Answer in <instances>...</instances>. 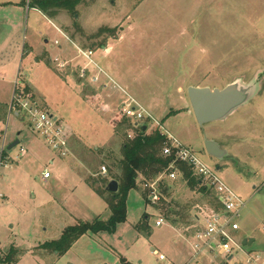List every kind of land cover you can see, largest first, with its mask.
<instances>
[{
	"label": "rangeland",
	"instance_id": "1",
	"mask_svg": "<svg viewBox=\"0 0 264 264\" xmlns=\"http://www.w3.org/2000/svg\"><path fill=\"white\" fill-rule=\"evenodd\" d=\"M32 17L27 9L26 26L17 35L19 51L0 68V119L9 116L6 105L17 79L29 81L42 92L34 95L40 105L46 108L48 101L49 111L66 125L71 152L62 157L30 129L27 119L10 116L8 140L19 138L27 153L3 169L0 179L5 196L0 202V264H124L123 258L132 264H165L159 253L172 264H185L193 255L190 241L199 223L195 216L199 206L215 199L190 189L180 176L167 179L171 186L165 202L153 203L141 186L132 190L127 220L114 232L83 235L64 255L42 246L79 220L110 217L108 203L86 180H102L116 171L111 158L120 156L125 133L133 135L131 129L115 130L110 122L121 116L126 94L163 125L161 131L195 150L245 201L235 237L240 242L254 239L246 248L264 252V0H84L76 13L56 16V25L68 38L42 15ZM5 28L0 24L3 58L12 56ZM74 42L94 50L96 63L90 62L86 71L100 73L109 96L84 91V83L81 89L72 87L78 74L65 71L69 62L64 58L78 52ZM25 44L47 48L51 56L61 53L60 58L50 63L47 54H22ZM107 44L113 49L109 56L101 48ZM86 60L82 55L78 61L83 66ZM237 80L251 84L250 100L227 118L200 125L188 87L222 88ZM149 128L157 129L153 123ZM207 140L216 141L225 155H210ZM102 166L107 174L101 173ZM45 168L52 174L47 181L42 180ZM143 215L149 217L151 235L134 227ZM160 216L166 223L156 226ZM10 253L12 262L1 261ZM200 261L241 264L217 253L202 254L193 264Z\"/></svg>",
	"mask_w": 264,
	"mask_h": 264
},
{
	"label": "built area",
	"instance_id": "2",
	"mask_svg": "<svg viewBox=\"0 0 264 264\" xmlns=\"http://www.w3.org/2000/svg\"><path fill=\"white\" fill-rule=\"evenodd\" d=\"M81 53L93 62L92 50H81ZM55 60H59V58L56 57ZM126 95L120 113L130 119L137 127L145 124L149 127L153 123L166 136L164 155L175 154L180 160L188 163L193 172L200 177L201 184L216 195L215 205L206 202L204 206H199L201 212L195 216L199 223L190 241L194 253L185 264H193L199 256L208 253H217L219 257L229 262L236 259L241 264H264V252L247 249L246 245L238 241L234 234L239 229L237 219L246 205L245 201L222 182L214 168L210 167L195 150L184 145L172 134L161 131L163 125L136 98ZM8 113L9 116L5 120L0 119V179L3 175V169L19 163L27 153V148L20 140L18 144L9 148V145L14 141L8 140L11 115H15L21 120L27 119L30 129L41 135L45 142L62 157L70 154L68 129L62 119L45 110L37 99L28 93L23 85L19 84L18 80L12 100L8 105ZM15 147H19V149L16 153H12V149ZM172 167L168 176L172 179L177 178L179 171L174 168L173 164ZM101 173H107L106 166H102ZM51 176L50 170L45 168L42 172V180L47 181ZM161 177L144 183L149 199L155 204L161 200ZM3 198L4 195L0 191V202ZM164 223L166 221L161 216L155 221L156 226H162ZM159 259L167 260L165 264H172L164 253H159Z\"/></svg>",
	"mask_w": 264,
	"mask_h": 264
},
{
	"label": "trees",
	"instance_id": "3",
	"mask_svg": "<svg viewBox=\"0 0 264 264\" xmlns=\"http://www.w3.org/2000/svg\"><path fill=\"white\" fill-rule=\"evenodd\" d=\"M84 0H29V6L39 9L48 18L56 22V16L61 11L76 13L79 4ZM93 1V0H89ZM105 29H100L96 37H99ZM110 36H114L112 33ZM104 44V43H102ZM102 47V46H101ZM28 88V87H27ZM0 107H3L0 105ZM121 116L113 117L110 122L115 130L127 131L131 129L133 135L126 132V139L121 145V154L116 158H111L116 171H110L109 177H103L98 180L93 176L86 180L87 184L100 196H102L111 210V215L108 219L96 218L94 221H78L77 223L66 227L58 239L45 241L42 246L52 249L59 255H64L74 243L83 235L88 233L98 234L101 231L114 232L117 225L127 220L128 216V198L132 190L142 187L144 193V183L153 181L160 176V193L161 201L165 202V197L169 195L171 184L169 179V172L174 168L179 171L178 176L181 177L187 186L192 190H197L206 197L215 199L211 204H216V195L206 186L201 184V179L197 176L192 167L173 155H164L163 150L166 142L165 134L161 133L159 129L151 130L145 125L135 126L134 123ZM107 174V173H106ZM111 180H116L119 184L118 191H110L108 185ZM170 210V209H168ZM171 211V210H170ZM141 224L135 223L134 227L145 235H151V228L149 224V217L143 215ZM13 257L11 253L1 261L12 262ZM124 264H132L125 258L122 259Z\"/></svg>",
	"mask_w": 264,
	"mask_h": 264
},
{
	"label": "crops",
	"instance_id": "4",
	"mask_svg": "<svg viewBox=\"0 0 264 264\" xmlns=\"http://www.w3.org/2000/svg\"><path fill=\"white\" fill-rule=\"evenodd\" d=\"M28 5H27V2L25 0H0V24H2V26H4V23L6 24L5 30H7V33H8L7 37H11V38H9V39H11L9 46L12 48V52H11L12 56L11 57L8 56L7 58H3L2 55L4 53V50L2 51V48H3L4 40L3 39L0 40V58H1L0 59V68L3 67L6 64L8 65L9 61L11 60V58L16 57L17 51H19L20 42L18 40L19 37L17 35L21 34L22 25L26 26V22L25 21H26L27 9L29 11V16H30L31 11H33V17L32 18H34L35 14H40V15L43 16V18H45L48 21V23H50L57 30L62 32L60 30V28L56 25V23L53 20L48 18L39 9L30 7ZM24 12H26V13H24ZM31 23H32V21H31ZM11 31H13V32H11ZM64 35L67 36L66 34H64ZM67 38H68V36H67ZM74 44H75L74 46L78 48V52L73 54V55H70L71 57H67L66 56L67 58H64V59H66L69 62L68 63L69 65H68V67L66 68L65 71L69 72V73L72 72L73 74H74V72H76L78 74V78H79L78 83L76 82V83L72 84V87L77 88V89L78 88L81 89L83 87V83H84V85L87 84L85 87H83L84 91L85 90H89V93L93 92V91H95V92L98 91L100 94H102V92H105V95L107 94L109 96L111 94V92L108 91L106 82H102L101 81L100 73L97 71L96 73L92 74L91 72L86 71L87 70V65L91 61H89V59H87L86 60L87 62L86 61L83 62V66L81 65V62L78 61L79 58H81V56L83 55V54H80V52H81V50H84V49H82L77 43L74 42ZM9 46H7V47L9 48ZM101 48L103 50V54L106 55V56H109V54L113 52V49H111L110 46H108V44L106 46H102ZM14 50H15V52H14ZM21 50H22V54H25V53H28V52H36V53L40 52L39 53L40 56H42V54L43 55L47 54L48 55V62H50V63H52L53 59H55L56 57L60 58L59 54H61V53H59L57 55L51 56L49 49H47V48L38 49V48H34L33 45L29 46L27 44H25V46H22ZM53 50L55 51V48H53ZM88 50H91V49H88ZM88 50H85V51H88ZM62 52L64 54L63 49H62ZM92 52L94 53V50H92ZM44 57L45 56H43L42 58L45 59ZM92 63L95 64L96 62H94V60H93ZM59 70L60 71L57 74L60 77V80L62 81V84H65V82H63L64 80L61 79L62 78L61 75H64V73H62V71H61L62 69H59ZM55 76L57 78V75H55ZM66 76L68 78L66 83H68V82L71 81V80L68 81L70 76H69V74H67ZM97 76H98V78H97ZM17 80L19 81V79H17ZM97 82L100 83L99 86L95 85V83H97ZM19 83L21 85L25 86V90L28 93H30L31 95H33V96L35 95V93H42L40 91H37L35 86L29 81H25L23 83L19 82ZM89 86H91V87H89ZM29 88H31L32 91H30ZM123 90H125V89H123ZM92 100H94V99L92 98ZM106 100L108 101V99H106ZM37 101L39 102V100H37ZM46 104H47L46 108H44L42 105L41 106L45 110L49 111L50 103L48 101H46ZM6 107H8V106L6 105ZM7 110H8V108H7ZM49 112H51V111H49ZM51 113H53V112H51ZM53 114H55V113H53ZM219 168L220 167H217V169H219Z\"/></svg>",
	"mask_w": 264,
	"mask_h": 264
},
{
	"label": "water",
	"instance_id": "5",
	"mask_svg": "<svg viewBox=\"0 0 264 264\" xmlns=\"http://www.w3.org/2000/svg\"><path fill=\"white\" fill-rule=\"evenodd\" d=\"M251 84L245 85L241 81H234L222 88H210L190 86L188 87V96L191 102L193 112L200 125L205 123L223 120L228 117L235 109L246 104L252 97ZM147 126H144L146 129ZM19 143L16 138L10 145L12 148ZM207 152L217 158H221L225 154V150L214 140L206 141ZM108 189L110 191H118L119 184L116 180H111ZM254 239L248 238L243 241L244 245H251Z\"/></svg>",
	"mask_w": 264,
	"mask_h": 264
}]
</instances>
